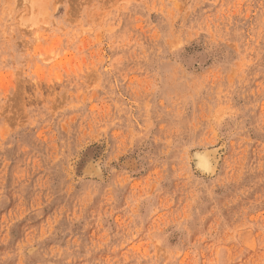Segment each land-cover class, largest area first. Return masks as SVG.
Segmentation results:
<instances>
[{
	"label": "rangeland",
	"instance_id": "1",
	"mask_svg": "<svg viewBox=\"0 0 264 264\" xmlns=\"http://www.w3.org/2000/svg\"><path fill=\"white\" fill-rule=\"evenodd\" d=\"M0 264H264V0H0Z\"/></svg>",
	"mask_w": 264,
	"mask_h": 264
},
{
	"label": "bare ground",
	"instance_id": "2",
	"mask_svg": "<svg viewBox=\"0 0 264 264\" xmlns=\"http://www.w3.org/2000/svg\"><path fill=\"white\" fill-rule=\"evenodd\" d=\"M209 165V164H208Z\"/></svg>",
	"mask_w": 264,
	"mask_h": 264
}]
</instances>
